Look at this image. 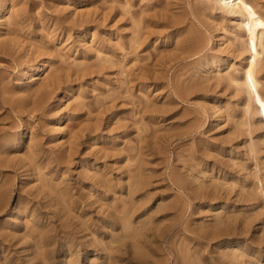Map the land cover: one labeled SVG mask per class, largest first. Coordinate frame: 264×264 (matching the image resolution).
<instances>
[{
	"label": "rangeland",
	"instance_id": "obj_1",
	"mask_svg": "<svg viewBox=\"0 0 264 264\" xmlns=\"http://www.w3.org/2000/svg\"><path fill=\"white\" fill-rule=\"evenodd\" d=\"M249 27L217 0H0V264H264Z\"/></svg>",
	"mask_w": 264,
	"mask_h": 264
},
{
	"label": "bare ground",
	"instance_id": "obj_2",
	"mask_svg": "<svg viewBox=\"0 0 264 264\" xmlns=\"http://www.w3.org/2000/svg\"><path fill=\"white\" fill-rule=\"evenodd\" d=\"M217 1L224 8L235 6V8H237L239 12L247 14L249 17L250 20L249 46L252 51V57L250 58L249 65L244 70V73H245V80L247 82L249 92L257 93V96L259 97L260 93L257 87L258 79L256 76V72H257V65L259 64L260 58L264 52V19H260L258 16H256L253 8L251 7L249 0H217ZM49 67L50 64L48 61L42 63L37 69L38 73L36 75V78H40L41 74L46 70H48Z\"/></svg>",
	"mask_w": 264,
	"mask_h": 264
}]
</instances>
